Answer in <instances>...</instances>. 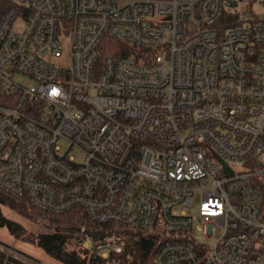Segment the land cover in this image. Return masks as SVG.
I'll return each mask as SVG.
<instances>
[{
    "label": "built area",
    "instance_id": "obj_1",
    "mask_svg": "<svg viewBox=\"0 0 264 264\" xmlns=\"http://www.w3.org/2000/svg\"><path fill=\"white\" fill-rule=\"evenodd\" d=\"M9 1L1 190L83 210L104 259L140 230L162 237L149 264H264V0Z\"/></svg>",
    "mask_w": 264,
    "mask_h": 264
},
{
    "label": "trees",
    "instance_id": "obj_2",
    "mask_svg": "<svg viewBox=\"0 0 264 264\" xmlns=\"http://www.w3.org/2000/svg\"><path fill=\"white\" fill-rule=\"evenodd\" d=\"M15 4L11 1L0 2V17ZM120 49V56H130L134 50L126 43L110 41V50ZM1 207H7L23 215L34 223L47 228L45 232H30L22 224L6 217ZM96 231L102 227L95 225L83 210L73 209L63 214L49 213L33 206L28 199L18 200L4 193L0 188V229H6L16 239L34 244L51 258L63 264H108L111 261L120 264H149L155 254L160 234H149L145 231H129L125 235L124 251L111 254L104 259L92 248L80 246L81 228ZM0 264H24L18 258L0 251Z\"/></svg>",
    "mask_w": 264,
    "mask_h": 264
},
{
    "label": "rangeland",
    "instance_id": "obj_3",
    "mask_svg": "<svg viewBox=\"0 0 264 264\" xmlns=\"http://www.w3.org/2000/svg\"><path fill=\"white\" fill-rule=\"evenodd\" d=\"M131 0H120V4H127ZM256 11L258 13H261L263 11L262 6H257ZM23 22V21H22ZM22 22L16 27L18 29H22ZM12 80L16 82L17 84L35 90L38 88V82L34 80L29 75L17 72L14 73L11 76ZM64 149H66L64 147ZM73 156H75L78 160H80V155L76 152L72 153ZM231 165L236 169H244V164H238V163H231ZM3 214L8 217L11 220L17 221L20 224H22L28 231L30 232H45L47 230L46 227H44L42 224L34 223L28 218L24 217L23 215L17 213L16 211H13L7 207H1ZM195 208H186V211L189 214H194L196 212ZM181 211V209H179ZM221 231L218 230L211 238H205L204 235L199 234L197 236V240L200 242H206L209 246H215L219 238L221 237ZM88 241H91V239L87 238ZM0 251H3L7 253L8 255H12L24 264H63L53 258H51L49 255H47L42 249H40L38 246L27 243L25 241L16 239L9 231L6 229H0ZM108 264H120L119 262L111 261Z\"/></svg>",
    "mask_w": 264,
    "mask_h": 264
},
{
    "label": "water",
    "instance_id": "obj_4",
    "mask_svg": "<svg viewBox=\"0 0 264 264\" xmlns=\"http://www.w3.org/2000/svg\"><path fill=\"white\" fill-rule=\"evenodd\" d=\"M226 170H227V172L229 173V174H231L232 175V171H230L228 168H226ZM88 235L90 236V237H93V238H95V239H102L103 237H104V233L102 232V233H98V232H88Z\"/></svg>",
    "mask_w": 264,
    "mask_h": 264
}]
</instances>
